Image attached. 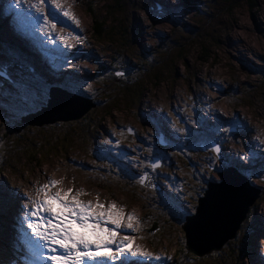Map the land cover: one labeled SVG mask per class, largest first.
Here are the masks:
<instances>
[{
  "label": "rangeland",
  "instance_id": "obj_1",
  "mask_svg": "<svg viewBox=\"0 0 264 264\" xmlns=\"http://www.w3.org/2000/svg\"><path fill=\"white\" fill-rule=\"evenodd\" d=\"M0 181V264H50L21 222L51 181L146 254L82 264H264V0H0ZM209 184L225 225L196 257Z\"/></svg>",
  "mask_w": 264,
  "mask_h": 264
},
{
  "label": "snow or ice",
  "instance_id": "obj_2",
  "mask_svg": "<svg viewBox=\"0 0 264 264\" xmlns=\"http://www.w3.org/2000/svg\"><path fill=\"white\" fill-rule=\"evenodd\" d=\"M53 3L55 4L56 0H53ZM63 15L69 17L67 11H64ZM45 22L47 23V18ZM116 74L122 75L120 72ZM55 184V181H51L37 189V195L42 194L44 198L30 200L32 206L26 209L25 220L21 222L27 223L33 237L40 241L38 247L48 253L42 257L44 260L50 264H82L85 258L87 260L104 258L112 261L119 259L122 262L123 256L129 253L133 257L146 255L131 247L128 235H122L119 240L117 239L118 233L115 228L120 227L121 217L119 214L111 213L114 205H109L108 214L100 211L93 215V208L102 209L103 205L83 203L77 199L79 193L68 202L66 197L71 189L63 195L60 191L54 194L45 191L53 188ZM2 195L4 193L0 192V196ZM127 219L130 222L134 218L129 215ZM107 224H113L115 228L102 226ZM126 227L131 229L132 224L128 223ZM112 246L115 247V252ZM37 255L40 253L37 252Z\"/></svg>",
  "mask_w": 264,
  "mask_h": 264
},
{
  "label": "water",
  "instance_id": "obj_3",
  "mask_svg": "<svg viewBox=\"0 0 264 264\" xmlns=\"http://www.w3.org/2000/svg\"><path fill=\"white\" fill-rule=\"evenodd\" d=\"M44 112H45V109H43L41 112H39L35 115H32L31 118L32 119H38V117H40L42 114H44ZM222 178L225 179L224 176H222ZM224 185H225V183L221 187L224 188ZM231 189L233 190V196L230 198L231 203L235 198H237L239 196L242 197L244 195V197L246 198L248 203L245 206H243V207H245L244 213L246 216V214L248 212V207L251 206L256 201V199L258 198V194H255V195L251 194V191H250L251 189H248L247 185L243 184L242 182H235L231 186ZM209 194H210V192H207V197L205 199H201L199 201V207L197 208L196 216L189 219L188 223L183 228V230L186 234L187 250L189 252L197 255V256H204V255H207L211 252V250H212L211 244H213L214 241L216 240V235H217L216 233L218 230V227L216 226V224H218L220 226L219 232L222 229H224L223 226L225 225V221H223V219H224L223 214H221L219 218L214 217V214L211 211V207L207 203V199L209 198ZM213 200H214V202H216L217 197H215ZM232 207H233L234 211H238V209H236L233 204H232ZM244 219H245V217H244ZM235 233L236 232H234L232 235L235 236ZM200 238H203V239L204 238H210V239L212 238L213 239L210 242V244L208 245L207 249L205 251H203V253H201L200 250L196 246V242ZM224 244L225 243L223 242L217 250L222 248V246Z\"/></svg>",
  "mask_w": 264,
  "mask_h": 264
},
{
  "label": "trees",
  "instance_id": "obj_4",
  "mask_svg": "<svg viewBox=\"0 0 264 264\" xmlns=\"http://www.w3.org/2000/svg\"><path fill=\"white\" fill-rule=\"evenodd\" d=\"M250 1V0H249ZM192 8H195V7H192ZM96 30V34H100V33H102V31H101V27L99 26V28L97 29H95ZM207 60V59H206ZM117 72H120V73H122V75H119L120 77L118 78V79H121L123 76H124V74H125V71H118V70H116L115 71V73H117ZM135 81H137V82H135V84H133L132 86H134V85H137L138 84V79L136 78V80ZM196 258V257H195Z\"/></svg>",
  "mask_w": 264,
  "mask_h": 264
},
{
  "label": "bare ground",
  "instance_id": "obj_5",
  "mask_svg": "<svg viewBox=\"0 0 264 264\" xmlns=\"http://www.w3.org/2000/svg\"><path fill=\"white\" fill-rule=\"evenodd\" d=\"M29 5V4H28ZM2 15H4V14H2ZM57 16V15H56ZM60 17V16H59ZM5 21V20H4ZM16 23V22H15ZM83 113V112H82ZM79 115V114H78ZM240 180V179H239ZM218 186V185H217ZM220 189V188H219ZM221 191H223V190H221ZM199 205V204H198ZM225 207V206H224ZM223 208V207H222ZM224 210V209H223ZM194 216V215H193ZM240 225V224H239ZM128 230V229H127ZM239 230V229H238ZM77 231H81L80 229H77ZM198 245V244H197Z\"/></svg>",
  "mask_w": 264,
  "mask_h": 264
}]
</instances>
